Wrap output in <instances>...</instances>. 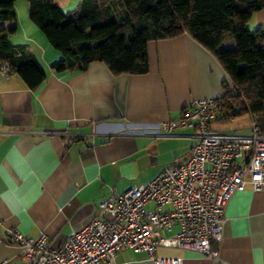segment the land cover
Returning a JSON list of instances; mask_svg holds the SVG:
<instances>
[{
  "label": "crops",
  "instance_id": "0c3cea01",
  "mask_svg": "<svg viewBox=\"0 0 264 264\" xmlns=\"http://www.w3.org/2000/svg\"><path fill=\"white\" fill-rule=\"evenodd\" d=\"M54 2L63 11L80 4ZM15 11L17 32L10 40L30 47L46 78L29 89L17 74L0 73V264H28L7 229L28 239L44 234L57 248L96 216L111 190L123 193L184 163L197 130L166 135L159 125L179 117L192 100L218 99L222 84H230L216 58L186 34L148 42L145 74L114 76L101 62L57 72L52 65L61 54L29 20L27 0L16 1ZM247 27L264 28V10ZM219 256L223 264H264V191L231 197ZM155 257L212 264L176 248L159 247ZM115 263L152 260L126 248Z\"/></svg>",
  "mask_w": 264,
  "mask_h": 264
},
{
  "label": "built area",
  "instance_id": "2783aa9c",
  "mask_svg": "<svg viewBox=\"0 0 264 264\" xmlns=\"http://www.w3.org/2000/svg\"><path fill=\"white\" fill-rule=\"evenodd\" d=\"M0 73H11L7 63H0ZM217 112L215 100L195 99L179 117L161 123L159 129L166 135L197 130L198 141L186 161L164 167L123 193L111 190L96 216L61 246L49 247L44 234L28 239L7 229L6 236L28 264H116V255L126 248L146 253L152 264H182L181 259L155 257L159 247L223 264L219 245L228 202L245 190L264 191V134L252 119L248 134L213 129Z\"/></svg>",
  "mask_w": 264,
  "mask_h": 264
},
{
  "label": "trees",
  "instance_id": "16d2710c",
  "mask_svg": "<svg viewBox=\"0 0 264 264\" xmlns=\"http://www.w3.org/2000/svg\"><path fill=\"white\" fill-rule=\"evenodd\" d=\"M16 1L0 0V63L35 89L46 73L28 45L10 40L17 32ZM27 2L29 20L61 54L52 65L57 72L101 62L114 76L145 74L148 42L189 35L230 80L215 100L212 128L248 115L264 134V28L247 27L264 0H80L71 11L54 0ZM228 41L232 48L224 46Z\"/></svg>",
  "mask_w": 264,
  "mask_h": 264
},
{
  "label": "rangeland",
  "instance_id": "374dc122",
  "mask_svg": "<svg viewBox=\"0 0 264 264\" xmlns=\"http://www.w3.org/2000/svg\"><path fill=\"white\" fill-rule=\"evenodd\" d=\"M250 32L255 31L256 29L248 28ZM226 47L232 48L234 46L233 41H228L225 43ZM52 49V48H51ZM250 119L247 115H243L233 120L223 123V124H214V128L220 130L222 132H230V133H241L246 134L249 132Z\"/></svg>",
  "mask_w": 264,
  "mask_h": 264
}]
</instances>
